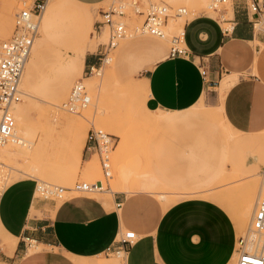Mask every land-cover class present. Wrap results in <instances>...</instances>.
<instances>
[{
	"label": "rangeland",
	"instance_id": "374dc122",
	"mask_svg": "<svg viewBox=\"0 0 264 264\" xmlns=\"http://www.w3.org/2000/svg\"><path fill=\"white\" fill-rule=\"evenodd\" d=\"M75 1L50 0L48 7L46 6L32 52L30 51L26 60L20 88L21 99L10 110L15 120L17 140L24 142L25 147L30 145L38 148L32 158L24 159L18 153V146H22L16 139L0 147L2 187L19 178H32L33 181L60 187H71L76 180L101 179L95 154L88 157L81 152L80 162L67 160L75 147L74 133L80 130L85 133L86 140L88 128L95 127L108 132L115 140V148L110 154L111 178L107 181L108 190L64 191L59 198L50 196L48 199H41L42 202L57 205L73 196H88L106 201L111 199L112 193L121 192L119 188L133 189L138 181L144 180L147 182L145 188L157 193L139 190L132 192L149 194L157 203L158 197L167 205L183 199L208 200L234 218L233 212L238 208V201L234 200L242 198V185L250 178H262L264 182V130L255 135H243L231 127L233 132L215 111L217 115L211 121L214 124L212 126L190 120L191 123L185 130H165L161 126L169 117L161 114L163 112L160 110L149 111L144 104L145 91L140 88L145 67L166 56L168 36L172 33L168 31L169 25L180 29L185 19L189 21L199 14L215 17L216 14L208 9L209 0L206 6H200L193 0H143L144 3L163 2L172 8L185 7L186 15L167 19L164 37L143 33L116 39L115 45L109 50L110 60L104 64L99 76L83 73L80 65L75 62L74 48L84 42L94 43V51H86L84 55L96 57L99 44L107 41L108 33L106 28L99 33L95 21L99 19V11L105 9L109 0L103 3L102 0ZM258 1L262 5V12L255 29H264V0ZM227 5L222 8L226 9ZM15 6V0H0V40L7 38L11 32ZM225 16L230 17L229 14ZM46 18L58 22L63 32L61 40L57 39L56 34L51 38L43 37L41 27ZM126 21L128 26H134L140 23L141 18L130 14ZM218 26L220 27V23ZM76 80L85 85L90 97L88 106L80 114L68 113L61 108V103ZM203 103L211 105L207 101ZM189 110H196V114L198 107L194 106ZM186 113L187 110L177 115L184 117ZM72 119L74 122L83 119V122L80 120L78 126L74 123L71 127ZM25 128L30 131L28 135H16L17 129L21 131ZM209 139H213L216 144H224L221 167L216 173L217 177L215 175L216 178L209 182L208 174L202 167L196 173L197 180L193 181L190 175L193 157L196 156L200 164L204 162L207 148L205 142ZM93 157L97 166H91ZM36 198H39L37 192ZM228 221L232 225L233 221L229 218ZM249 223L250 220L244 230H237L234 225L235 236L245 235ZM8 238L11 236L0 226V243ZM26 247V252L29 250V253L41 248L32 240H23L12 258H6L0 252V264H25L23 252ZM50 249L53 248L45 246L41 255L51 253ZM99 257L101 260H96L93 264H125V259L111 255L101 254ZM33 258L44 260L43 256ZM232 264H236L235 258Z\"/></svg>",
	"mask_w": 264,
	"mask_h": 264
},
{
	"label": "crops",
	"instance_id": "0c3cea01",
	"mask_svg": "<svg viewBox=\"0 0 264 264\" xmlns=\"http://www.w3.org/2000/svg\"><path fill=\"white\" fill-rule=\"evenodd\" d=\"M230 9L233 26L227 35L221 33L217 18L199 14L183 26L186 57L164 56L145 67L140 79L146 95L144 104L149 111L160 110L169 117L161 126L165 130H185L191 121L214 125L196 115V110H189L194 106L217 112L233 132L255 135L264 130V30L252 26L244 0H231ZM222 12L228 14L225 9ZM60 28L57 21L46 18L42 35L51 38L56 34L61 40ZM95 48L96 44L86 42L74 48L75 62L81 69L94 62L93 55L84 54ZM185 110L184 117L177 115ZM208 141L204 162L200 164L193 157V181L202 167L208 182L221 167L224 144ZM85 154H91L86 143ZM146 183L140 180L133 189L121 187V192L112 193L106 201L73 196L51 205L35 199L32 178L14 180L1 192L0 226L16 244L11 254L0 252L12 258L21 241L32 240L41 248L29 253L26 247L25 264H93L101 260L99 255L124 228L137 238L128 247L125 264L234 262L238 236L227 212L208 200L183 199L167 205L158 197L157 203L149 194L132 192L157 193L147 190ZM45 246L55 250L41 255ZM37 256L44 260H34Z\"/></svg>",
	"mask_w": 264,
	"mask_h": 264
},
{
	"label": "built area",
	"instance_id": "2783aa9c",
	"mask_svg": "<svg viewBox=\"0 0 264 264\" xmlns=\"http://www.w3.org/2000/svg\"><path fill=\"white\" fill-rule=\"evenodd\" d=\"M49 0H15L16 6L12 13V29L7 38L0 40V147L7 142L15 140L14 119L10 112V106L21 99L22 92L19 81L24 64L28 58L33 41L38 33V27ZM231 0H209L208 9L216 14L220 23V31L227 35L233 26L230 17L222 12V7ZM245 10L250 14L252 26L259 24V15L262 5L258 0H244ZM226 10V9H225ZM141 18L139 24L127 25L129 15ZM186 15L185 7L172 8L163 2L143 0H109L105 9L99 11L96 27L100 33L106 28L108 37L105 43L99 44V50L92 64H87L82 69L83 73L98 74L104 64L110 60L109 50L115 45L116 39L130 37L136 34H149L156 37L165 36V25L170 17ZM186 19L184 20L185 23ZM175 29L168 36L169 58L186 57L184 46L183 26ZM222 24V25H221ZM264 30V29H263ZM200 74L204 70L201 68ZM90 97L85 85L76 80L72 83L61 108L68 112L78 114L89 104ZM86 149L90 155L95 154L101 174V179L93 181L76 180L71 187L35 181L34 193L37 192L40 199H48L50 196L59 198L61 192H101L108 190V179L111 178L110 154L114 148V137L100 128L90 127L86 132ZM1 165V163H0ZM2 184L0 183V196ZM251 234L255 237H251ZM264 240V182L260 185L252 211L248 231L243 236H238L235 242L236 264H264V252L260 243H255L258 238ZM136 239L132 230H123L103 250L104 256H114L124 259L128 247Z\"/></svg>",
	"mask_w": 264,
	"mask_h": 264
},
{
	"label": "bare ground",
	"instance_id": "6f19581e",
	"mask_svg": "<svg viewBox=\"0 0 264 264\" xmlns=\"http://www.w3.org/2000/svg\"><path fill=\"white\" fill-rule=\"evenodd\" d=\"M196 4L200 5V6H206L207 3H208V0H193ZM50 0L48 1L47 3V7H48V4H49ZM229 3V2H228ZM230 4V3H229ZM228 4V5H229ZM226 7V10H227V13L230 15L231 14V6ZM47 7L45 8V11L47 9ZM45 11L43 12V15L45 13ZM42 15V17H43ZM42 17H41V20H42ZM41 20H40V23H39V27H38V32H39V28H40V24H41ZM170 29L168 30L169 33L173 32L175 29L173 27V25H169ZM173 30V31H172ZM146 34V33H145ZM36 40V37L33 41V44ZM33 44L31 46V50L33 48ZM30 50V51H31ZM32 52V51H31ZM79 63L81 64V62L79 61ZM27 62H25L24 64V67L22 69V73H21V77H20V81H19V86L21 88V82H22V78H23V75H24V70H25V66H26ZM101 74V71L97 74H93V75H90V76H99ZM132 86V85H131ZM19 102H16L14 104H12L10 106V110L12 108L13 105L15 104H18ZM83 111V110H82ZM80 114V113H79ZM196 115H199V116H202L204 118H206L207 120H209L210 122L211 121H214L216 119V113L214 111H210V110H207L203 107H199L198 108V112L196 113ZM14 119V118H13ZM75 119V118H73ZM73 119L71 120V123H70V126L73 127L74 123L76 126H78L81 122H83V119H77V121H73ZM168 119L164 120L163 122L165 123ZM78 130V128H77ZM30 132L29 130H27V128L25 129H17L16 130V135L18 134H22V135H28ZM28 133V134H27ZM14 137L16 139V141L18 142V144H20L22 147H19L18 146V153L20 156H22L24 159H28V158H32L35 154H36V151H37V148L38 147H35L33 148L32 146L30 145H27L24 144V142H21V140H17L16 136H15V120H14ZM74 138H75V147H74V150L72 152V154L70 155V157L67 158L68 161H75V162H80L81 161V152H82V147H83V144H84V140H85V133L81 132L80 130L76 131L74 133ZM3 146V145H2ZM1 146V147H2ZM115 148V146H114ZM114 150V149H113ZM65 161V160H64ZM91 166H97L96 164V159L93 157L92 160H91ZM55 172V171H54ZM235 175V174H234ZM214 176V175H213ZM217 177V175H216ZM215 176L212 177V180L214 178H216ZM233 177V176H232ZM257 177V176H256ZM236 178V177H235ZM249 178V177H248ZM40 180H43L44 178H39ZM239 179V178H238ZM251 180L245 182L242 186V190H243V193H242V198L241 199H238V200H234V201H238L236 203V205H238V208L236 207L235 208V213L234 214V218L231 217L232 214H229L231 220L233 221L234 225L236 226L237 230L238 229H242L244 230V228L246 227V225L248 224L250 218H251V215H252V211L254 209V204H255V200H256V197H257V194H258V190H259V187L260 185L263 183L262 181V178H256V179H253L250 178ZM220 181V180H219ZM1 184H3V181L0 182ZM214 183V182H213ZM213 183L211 184V186L213 185ZM217 185H219L217 183ZM216 185V186H217ZM213 187V186H212ZM3 189V187H2ZM221 191V190H220ZM217 192V191H216ZM215 192V193H216ZM218 194V193H217ZM216 195V194H215ZM214 195V196H215ZM219 195V194H218ZM217 195V196H218ZM224 195V194H223ZM222 197V195H221ZM230 198V197H229ZM227 197H225V199H229ZM224 200V198H223ZM231 201V200H230ZM241 205V207H240ZM251 237H254L252 234H251ZM255 238V237H254ZM2 241V240H1ZM257 244L260 243V246L262 247L263 249V252H264V240L261 239V237L258 238V240L255 242ZM15 244H16V239L14 238H8V239H5L2 244L0 243V251H2L4 254L6 255H9L13 252L14 250V247H15ZM120 261V260H118ZM78 264H85L84 262H78Z\"/></svg>",
	"mask_w": 264,
	"mask_h": 264
}]
</instances>
